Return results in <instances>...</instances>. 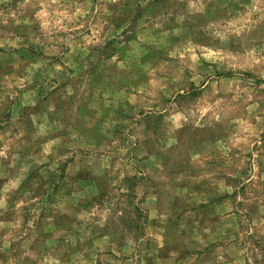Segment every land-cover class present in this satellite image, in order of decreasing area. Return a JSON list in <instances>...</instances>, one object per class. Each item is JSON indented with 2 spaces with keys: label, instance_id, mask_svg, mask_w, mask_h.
<instances>
[{
  "label": "rangeland",
  "instance_id": "1",
  "mask_svg": "<svg viewBox=\"0 0 264 264\" xmlns=\"http://www.w3.org/2000/svg\"><path fill=\"white\" fill-rule=\"evenodd\" d=\"M0 264H264V0H0Z\"/></svg>",
  "mask_w": 264,
  "mask_h": 264
}]
</instances>
